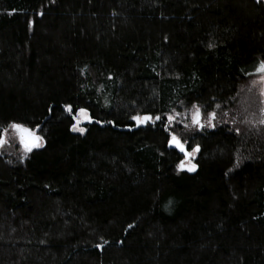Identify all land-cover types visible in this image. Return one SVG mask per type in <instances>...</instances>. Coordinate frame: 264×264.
Wrapping results in <instances>:
<instances>
[{"label":"trees","instance_id":"obj_1","mask_svg":"<svg viewBox=\"0 0 264 264\" xmlns=\"http://www.w3.org/2000/svg\"><path fill=\"white\" fill-rule=\"evenodd\" d=\"M261 61V0H0V130L43 138L0 153V264H264ZM193 105L212 128L165 129Z\"/></svg>","mask_w":264,"mask_h":264},{"label":"snow or ice","instance_id":"obj_2","mask_svg":"<svg viewBox=\"0 0 264 264\" xmlns=\"http://www.w3.org/2000/svg\"><path fill=\"white\" fill-rule=\"evenodd\" d=\"M211 47V45H209ZM255 73L262 74L260 76V80L264 81V61H261L255 68ZM193 108L195 111L192 114V124L198 125L199 127H203L204 125L200 122V108L196 105H193ZM65 111L68 112L72 119L75 121V123L72 124V131H79L83 133L85 131L84 128L79 127V124L82 120H87L91 122L92 117L89 116L87 109L80 108L78 110L73 109L72 105H66ZM210 116L214 119L215 113H211ZM133 121L136 122L137 125L146 124L150 120H161L162 118L160 116H153L149 114L140 115L136 114L131 117ZM168 119V125L165 126V129L168 130L169 125H171L175 117L169 115L167 117ZM111 123V122H110ZM209 124H211V120L209 121ZM11 130L19 139V143L23 146L24 152L30 153L34 148H39L43 144V138L36 134L33 130L26 127L23 124L20 123H11L7 126V128H4L3 130H0V146L5 144L7 142L6 136L8 131ZM170 146H174L176 149L179 150L184 155V160H181L179 164L177 165L178 170H184L187 168L189 172H193L196 170V165L191 163V160L195 157V154L200 151V146L197 145L196 147L192 148L191 151H188L185 147V143L181 141L180 138L177 137L175 133L170 134V139L168 141ZM185 160L188 161L187 165L185 164ZM97 247H102V245H97Z\"/></svg>","mask_w":264,"mask_h":264},{"label":"rangeland","instance_id":"obj_3","mask_svg":"<svg viewBox=\"0 0 264 264\" xmlns=\"http://www.w3.org/2000/svg\"><path fill=\"white\" fill-rule=\"evenodd\" d=\"M264 2V0H261ZM262 74H260L261 76ZM260 76L255 78L253 81H251L250 86L247 90H242L240 97H239V103L236 108L238 115H240L241 119L244 122H247V125H253L254 122L257 123H263L264 125V81L260 80ZM247 88V87H246ZM245 88V89H246ZM195 111V109L192 107L189 110H183V111H174L171 116L175 117L174 122L171 124L172 127L176 128H183L184 131L190 130V127L201 129L198 125L192 124V114ZM240 119V118H239ZM168 120V119H167ZM211 120V124H209V121ZM87 120H82L79 124V127L84 128V124L87 123ZM200 122L204 126L202 128H212L213 127V118L208 115H204L202 111L200 110ZM35 132V131H34ZM79 132V131H76ZM81 133V132H80ZM7 142L0 146V153L3 150L9 151V152H17L20 154V157H25V152L23 149V146L19 143L18 137L9 130L6 136ZM197 153L195 154V156ZM188 161L185 160V164L187 165ZM191 163L194 164L193 159L191 160ZM177 171H188L187 168L184 170H178Z\"/></svg>","mask_w":264,"mask_h":264},{"label":"water","instance_id":"obj_4","mask_svg":"<svg viewBox=\"0 0 264 264\" xmlns=\"http://www.w3.org/2000/svg\"><path fill=\"white\" fill-rule=\"evenodd\" d=\"M168 147L169 148H171V149H175V150H177L178 152H179V150L178 149H176L174 146H170L169 144H168ZM34 149H36V148H34ZM182 156H184L181 152H179ZM187 161V160H186Z\"/></svg>","mask_w":264,"mask_h":264}]
</instances>
